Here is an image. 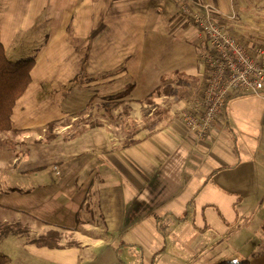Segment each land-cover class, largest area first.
Masks as SVG:
<instances>
[{
	"label": "crops",
	"instance_id": "crops-1",
	"mask_svg": "<svg viewBox=\"0 0 264 264\" xmlns=\"http://www.w3.org/2000/svg\"><path fill=\"white\" fill-rule=\"evenodd\" d=\"M186 1L229 22L246 48L264 43V0ZM197 35L171 0H0L5 57L35 62L23 97L32 114L14 121L12 108L6 132L30 156H16L27 169L11 175L45 198L53 220L33 215L37 203L32 213L0 205V217L34 239L59 233V248L43 247L36 264H264V89L230 93L208 138L196 139L179 115L208 75ZM120 87L126 118L143 131L131 144L117 138L116 119L67 133L65 119ZM50 124L56 135L37 161L30 141Z\"/></svg>",
	"mask_w": 264,
	"mask_h": 264
},
{
	"label": "rangeland",
	"instance_id": "rangeland-1",
	"mask_svg": "<svg viewBox=\"0 0 264 264\" xmlns=\"http://www.w3.org/2000/svg\"><path fill=\"white\" fill-rule=\"evenodd\" d=\"M225 22L222 23L225 25L226 29H228L232 35V29H231L232 25L229 22L226 23ZM117 87L119 88V85H117ZM164 87L166 88V90L164 88L161 90H164L165 93H170V90L166 86ZM68 89L69 88L66 87L64 90L67 91ZM27 90L26 92L27 94H29L30 91ZM123 91H124L123 88H121L120 90L116 91V93L111 92L110 95H106L105 97L102 94L97 93L99 96H103L105 99L102 100L104 101L102 102V105L99 106V104L98 105L93 104V100H91L89 104L90 105L89 111L81 115V117L65 119L63 124L70 126V129L68 130L69 132L67 133L70 135H74L75 133H78L79 131H81V129L87 126L91 127L92 125H99V124L103 125L104 121H106L107 123L114 124L116 119L118 122V126L116 125V128L119 129L116 132L117 138L121 137L124 143L130 142L131 144V142H133L132 140H134L138 135H141L140 133L143 131H141L140 126L138 127L136 126V123L134 121L130 122V120L126 118L128 115L127 108L125 107L126 103H124V100L121 101L122 97H120L124 94ZM26 92L24 94H26ZM100 92L103 93L102 91ZM159 93L160 92H158V94ZM24 94L21 95L22 97L19 98V100L16 102L15 108H13L14 121L18 118L22 121H27L29 120V117L32 114V108H33L32 102H30V100L24 99L23 98ZM37 95H38L37 100L39 103H41L45 99L44 95L43 93H39ZM22 98L23 100H21ZM108 100H110L111 102H109ZM104 108L105 110H109V109L113 110V108H117L118 109L117 118L116 115L114 114H112V117L110 118L107 114H105L107 113V111H105ZM86 109H88V107H86ZM59 132H60V128H58V133ZM55 133H56L55 129L50 130L47 127L44 133H42L43 135L42 140L36 142L30 141L31 146L36 145L37 148L39 149V150L38 149L35 150L37 161L45 160V156L41 153V151H43V148L41 147L48 140V136L52 135L54 137L56 135ZM66 134L63 133V135L67 137ZM6 135H7L6 133L4 134L0 133V189L3 188L4 186H12L13 189L15 190L5 191V193L3 190H0V205L8 206L14 210L15 208H20L26 211V213L30 209L32 213L31 209H33V205L37 203L38 207L34 210L33 215L35 216L40 215V217L42 215L47 219L53 220L52 214L42 213L48 207L47 201L44 200L45 198L43 197L40 198V196L38 195L36 196L32 194L30 192V189L18 186L19 184L17 183V181L13 183L14 180L11 173L18 174V168H20V170L27 169V165L21 162H18L16 164L14 163L12 164L11 162L16 156L21 157L20 161L26 162V160H28L30 156V152H29L30 149L28 150V147L25 144L21 147H18L17 148L18 150L15 149L14 142L12 141V139L14 138L13 134L12 136L10 135V137ZM9 164L11 165V167H9ZM32 172L26 173L25 175L29 174L30 176H32L31 174H34ZM42 173H44V171H42ZM9 175H11L12 177ZM0 215H1V211H0ZM7 226L12 227L11 230L15 232L14 234H16L17 232L16 236H18L19 234L20 236H18V238L15 239L14 237H12L15 236L14 234L6 235L5 230L8 229L5 228H7ZM33 234L34 233L32 234L29 233V229L26 228L25 225L23 226L22 224H16L15 221L13 220L6 219V222H3V218L1 216L0 217V252H2L3 255L8 256V258L12 260V263L10 261L11 264H36L35 262L37 261H35L34 259L35 256L37 255L44 256L45 254H42V252L40 251L42 250V247L37 246L33 244L31 241H29L30 239H34ZM32 249L35 250L31 252ZM53 259H55V257H53ZM72 259L73 258L70 256L64 257L65 261L69 260L70 262Z\"/></svg>",
	"mask_w": 264,
	"mask_h": 264
},
{
	"label": "built area",
	"instance_id": "built-area-1",
	"mask_svg": "<svg viewBox=\"0 0 264 264\" xmlns=\"http://www.w3.org/2000/svg\"><path fill=\"white\" fill-rule=\"evenodd\" d=\"M206 49L199 59L207 70L200 90L183 103L181 120L199 141L206 140L230 93L259 95L264 89V43L246 48L222 22L191 10L186 0H171Z\"/></svg>",
	"mask_w": 264,
	"mask_h": 264
},
{
	"label": "trees",
	"instance_id": "trees-1",
	"mask_svg": "<svg viewBox=\"0 0 264 264\" xmlns=\"http://www.w3.org/2000/svg\"><path fill=\"white\" fill-rule=\"evenodd\" d=\"M1 43V42H0ZM207 46H205L206 49ZM206 51H208L206 49ZM33 59H24L18 62H12L5 57V52L2 44H0V133L12 132L11 115L12 108L16 102L24 94L31 81V68L34 67ZM133 86H129L126 93H130ZM54 124H50L48 129L52 130ZM52 135L48 139H52ZM11 226H7L5 234H14ZM57 231H48L45 235H41L32 240V243L49 249L59 248ZM0 264H10L8 256L0 252ZM218 264H250L248 261H221Z\"/></svg>",
	"mask_w": 264,
	"mask_h": 264
}]
</instances>
